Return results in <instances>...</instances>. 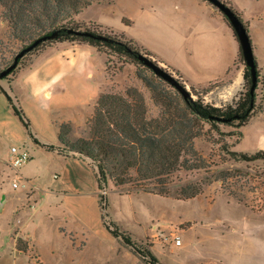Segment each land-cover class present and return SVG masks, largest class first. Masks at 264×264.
Masks as SVG:
<instances>
[{
  "label": "rangeland",
  "instance_id": "374dc122",
  "mask_svg": "<svg viewBox=\"0 0 264 264\" xmlns=\"http://www.w3.org/2000/svg\"><path fill=\"white\" fill-rule=\"evenodd\" d=\"M223 1L252 21V39L259 40L260 46L257 53L264 54V0ZM2 11L0 6V71L22 48L21 42L11 37ZM82 17L85 26H102V30L150 50L151 58L186 85L194 98L198 93L206 102L226 106L235 104L245 91L243 57L219 79H215L221 75L217 68L190 66V79L203 82L198 84L158 60L171 61L176 51L190 63L202 59L212 36L220 38L223 48L231 52L236 40L229 21L210 1H102L87 7ZM254 53L256 56L255 49ZM29 59L22 65L29 64ZM106 66L104 92L125 95L128 88L137 87L145 97L149 116L159 115L161 107L142 76L154 80L159 92L171 101L183 99L174 86L142 65L112 54ZM239 66L242 81L230 94L236 81L232 76L236 73L237 78ZM13 76L0 78V82L5 85ZM262 81L256 90L259 108L264 106V77ZM91 117L77 126L70 123L69 139L89 138ZM0 122L7 127L6 131L0 128V264H152L135 248L144 253L150 250L158 264H264V160H236L223 150V142H228L230 149L255 152L251 136L243 144H235L236 132L241 129L236 125L220 124L226 134H219L208 123L203 125L195 143L202 164L208 166L174 173L170 194L129 190L109 182L101 191L107 198L102 210L98 192L91 190L98 187L94 174L86 194L70 192L64 197L52 192L62 164H55L46 148L36 146L12 107L1 100ZM12 145L30 153L29 161L18 169L29 180L27 187L13 186L15 170L8 164ZM196 182L203 183V192L181 198L179 189ZM103 212L106 222L114 224L111 228L116 225L131 244L112 235L103 222ZM176 236H181V245L175 244Z\"/></svg>",
  "mask_w": 264,
  "mask_h": 264
},
{
  "label": "trees",
  "instance_id": "16d2710c",
  "mask_svg": "<svg viewBox=\"0 0 264 264\" xmlns=\"http://www.w3.org/2000/svg\"><path fill=\"white\" fill-rule=\"evenodd\" d=\"M102 1L112 0H0V6L3 8L2 15L8 22L11 37L20 41L22 48L43 36L56 33L55 38L41 41L20 58L18 66L9 75H15L24 66L22 64L27 57L31 58L46 47L65 41L89 43L95 46L105 55L106 65L109 56L114 54L154 72L139 59L140 54L151 58L152 54L149 50L138 47L134 41L122 35L118 36L102 30V26H85L75 18L87 7ZM226 4L233 9L231 3L227 1ZM234 11L249 32V26L241 13L236 9ZM225 18L228 20L226 16ZM228 25L230 26L229 23ZM78 30L88 31L91 34H77ZM233 33L237 39L234 30ZM239 57H243L241 48ZM255 60L257 62L256 56ZM155 62L157 63L156 60ZM244 65L245 91L241 93L235 104L216 106L206 102L198 93H195L197 98H194L191 93L192 97L185 98L182 95V101L173 102L163 92H159L154 80L142 76L145 84L154 92L153 97L161 107L159 115L149 116L145 97L137 87L128 88L125 95L103 91L97 99L94 114L89 122L90 137L69 139L71 124L64 122L59 125V145L41 143L35 137L31 121L21 105L15 102L10 93L5 92V95L15 115L19 117L36 143L50 151L56 150L60 154L75 155L90 160L89 163L97 179L99 205L103 210L107 198L101 194V191L107 188L109 182L116 187L128 186L129 190L170 194L171 177L174 173L184 169L194 170L208 166L202 164L204 159L199 154L195 143L196 138L202 134L205 123L210 124L219 134H226L220 128V124L236 125L242 128L263 110V106L259 108L255 104L256 90L263 82L258 63V85L254 94L250 91L252 86L250 68L246 63ZM157 77L166 81L161 76L157 75ZM236 134L238 138L235 144H238L243 131L237 130ZM229 145L228 142H223L222 147L233 159L264 160L262 149L249 153L230 149ZM202 192L203 183L201 182L188 183L179 189L180 197L185 199L196 197ZM102 218L112 235L122 236L126 243H132L116 225L111 228L114 224L110 225L106 222L104 212ZM135 249L143 256H148L152 264L159 263L158 258L150 250H145L144 253L138 248Z\"/></svg>",
  "mask_w": 264,
  "mask_h": 264
},
{
  "label": "crops",
  "instance_id": "0c3cea01",
  "mask_svg": "<svg viewBox=\"0 0 264 264\" xmlns=\"http://www.w3.org/2000/svg\"><path fill=\"white\" fill-rule=\"evenodd\" d=\"M241 15L249 26L252 39L254 34L252 21L242 11ZM75 18L79 21L83 20L82 13ZM235 40L230 53L223 48L220 38L212 36L208 45L204 47L205 54L202 59L191 60L190 63L184 57H180L176 51L171 61L159 58L158 60L168 68H176L175 71H180L194 84L203 82L190 79V66L197 65L209 70L217 68L221 75L215 79H219L235 66V61L239 57L240 45L236 38ZM252 42L261 76L264 77V54L257 53L260 48L259 40L252 39ZM153 56L156 58L154 54ZM241 70V66L237 67V77ZM106 74L105 55L95 46L89 43L60 42L34 54L29 59V64L23 66L11 81L7 80L5 85L0 82V100L11 107L5 95V92L10 93L30 117L31 127L37 139L41 143L59 145L61 123L77 126L85 123L92 116L97 99L104 91ZM235 77L236 73L232 76L233 81L236 80ZM186 79L185 81L188 82ZM0 128L5 130L7 127L0 122ZM241 130L243 136L239 145L251 136L254 150H264V106L263 110L259 111ZM36 146L44 148L39 143H36ZM48 151L54 157L55 164H62L59 177L52 182L51 191L63 193L64 197H68L70 192L75 195L88 193L87 184L92 181V175L95 176L90 160L75 155L60 154L56 150ZM91 190L98 192L97 185Z\"/></svg>",
  "mask_w": 264,
  "mask_h": 264
},
{
  "label": "water",
  "instance_id": "95a60500",
  "mask_svg": "<svg viewBox=\"0 0 264 264\" xmlns=\"http://www.w3.org/2000/svg\"><path fill=\"white\" fill-rule=\"evenodd\" d=\"M207 1H210L212 4H214L219 8V10L228 18L230 26L236 33L245 63L250 68V73L252 78V86L250 88V91L252 94H254L256 87L258 85V67H257V62L255 60V53H254L251 37L249 32L247 31L246 26L244 25L243 21L239 18V16L236 14V12L223 0H207ZM76 33L88 34V35L91 34L88 31H79V30L76 31ZM55 36L56 33L43 36L35 40L33 43L27 45L26 47L20 49L15 55L14 61L6 68L1 70L0 78L7 77L12 72V70H14L18 66L19 59L22 58L26 53L30 52L41 41L55 38ZM139 59L144 64L152 68L156 75L161 76L171 85L177 88L185 98L192 97V94L190 90L186 87V85L181 83L172 73H170L164 67L156 63L155 60L151 59L150 57L144 54H140Z\"/></svg>",
  "mask_w": 264,
  "mask_h": 264
},
{
  "label": "built area",
  "instance_id": "2783aa9c",
  "mask_svg": "<svg viewBox=\"0 0 264 264\" xmlns=\"http://www.w3.org/2000/svg\"><path fill=\"white\" fill-rule=\"evenodd\" d=\"M30 159V153L27 151V149L18 146V145H12L11 151H10V156L8 159V164L11 168L15 170V176L13 180V186L15 188H18L20 186L22 187H27L29 180L24 178L19 172L18 169L27 163ZM57 177V175H55ZM175 244L176 245H181L182 240L181 236H176L175 238Z\"/></svg>",
  "mask_w": 264,
  "mask_h": 264
},
{
  "label": "bare ground",
  "instance_id": "6f19581e",
  "mask_svg": "<svg viewBox=\"0 0 264 264\" xmlns=\"http://www.w3.org/2000/svg\"><path fill=\"white\" fill-rule=\"evenodd\" d=\"M241 81H242V75H239V76L236 78V81H235L234 87H232V88L229 90V93H230V94H233V93L236 91V89L239 87Z\"/></svg>",
  "mask_w": 264,
  "mask_h": 264
}]
</instances>
